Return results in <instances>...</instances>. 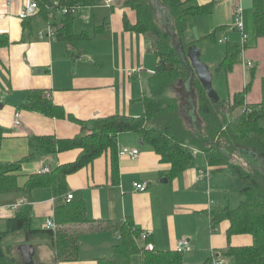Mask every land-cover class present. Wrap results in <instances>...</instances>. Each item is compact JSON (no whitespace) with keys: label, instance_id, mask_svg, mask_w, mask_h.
I'll use <instances>...</instances> for the list:
<instances>
[{"label":"crops","instance_id":"obj_1","mask_svg":"<svg viewBox=\"0 0 264 264\" xmlns=\"http://www.w3.org/2000/svg\"><path fill=\"white\" fill-rule=\"evenodd\" d=\"M193 1L199 5L212 2L214 6L209 14L197 16L194 26L189 30L192 31L191 38L186 34V40H196L218 28L216 35L218 40H226L221 44L227 42L240 44L239 63L227 73L215 72L212 78L224 74L226 82H229L227 89L229 102L233 100L235 93L249 85L243 105L233 112L238 109L240 111L245 108H257L262 100L264 37L255 36L254 45L252 43L250 46L249 36L246 37L242 31L245 35L242 47L241 32L227 29L234 22L235 6L241 5L243 28L246 27L250 35L249 11L252 10V2ZM23 6V0H12L11 3L0 0V33L6 34L9 39L8 45L0 46V126L5 129L6 134L0 146V163L18 161L27 155L30 150L28 141L32 136L53 135L71 138L79 132L80 126L73 120L49 117L20 108L24 92L29 89H43L53 103L61 106L78 120L111 114L139 115L142 112L141 98L150 95L148 83L153 74L139 72L128 77L126 72L141 66L150 71H154L155 68L148 63L150 58L147 55L153 51L148 48L144 36L123 28L124 16L134 23L133 11L123 7L117 0H104L100 5L79 6L75 13L76 17L85 20L89 15L93 16L95 21L92 28L88 29L87 26L78 30L76 19L74 20L73 31L85 32L89 38L79 40L73 45L66 44L61 39L59 31L61 13L51 12L48 18L35 13L22 20L18 18V14ZM98 6L103 7L105 11L93 9ZM157 8L163 9L158 5ZM218 8H221L220 11ZM84 9L87 10V15L83 14ZM246 10L249 15L247 14L245 18L243 13ZM58 13L61 17L55 20ZM200 43L196 46L200 49V57L202 55L209 57L207 54L212 49L209 46L215 43H209L210 45ZM223 52L224 45L223 51L218 54L220 61ZM157 60L156 57L155 61ZM248 61L252 62V68L247 66ZM216 91L218 95L219 91ZM218 97L222 99L219 95ZM16 110L20 113V125L17 127L13 125V114ZM260 125L264 127L263 124ZM121 147L137 149L139 153L135 158L121 157L117 154L116 182L111 178L109 154L101 155L89 166L67 177L69 189L67 193L81 194L87 217L103 223L131 219L136 228L148 233L156 250L174 249L177 241L186 240L189 252L183 254V264H202L214 256L220 257L221 249L227 244L228 222L222 221L211 227L209 213L226 204L230 207L227 194L229 192L224 190L225 187L221 188L219 178L224 174L235 180L230 167L228 166V170L225 167L222 172H213L203 152L199 151L201 157L194 154L193 161L183 172L174 179H167L165 175L170 168L169 164L161 162L152 147L142 142L136 133H119L117 148ZM244 151L245 158L253 156L252 149ZM77 153L78 150H69L36 156L24 162L18 179L19 184L22 185L27 175L37 173L41 167L46 166L52 170L59 164L74 160ZM238 155L241 156L239 152L233 154L237 157ZM243 162V167L250 166L246 159H243ZM260 167L264 169V166ZM200 172L203 173L200 175ZM142 181L148 183L146 190L135 189L133 183ZM21 199L27 202L26 197L19 192L1 196L0 231H3L1 229L4 228L5 221L14 217L16 211L25 204L12 208ZM57 200L49 188L34 190L33 200L29 202L31 216L51 217ZM220 203L224 204L219 206ZM223 222L226 223L222 224ZM220 224L221 231L218 229ZM44 227L45 225L39 229ZM74 227L82 230L79 235L78 259L75 261L57 262L53 245L52 249L48 245L51 251V259L48 261L40 248L46 244L45 241L51 240L45 238L31 240L24 230V233L17 230L4 236L10 237L9 242L13 244L9 245L7 251L2 250L6 255L15 258L16 264H22L18 246L23 243H30L34 247V264H96L99 258L112 253L119 240V233L113 228L89 230L87 223ZM230 243L247 245L251 243V239L245 235H235L230 239ZM203 252L207 256H202Z\"/></svg>","mask_w":264,"mask_h":264},{"label":"trees","instance_id":"obj_2","mask_svg":"<svg viewBox=\"0 0 264 264\" xmlns=\"http://www.w3.org/2000/svg\"><path fill=\"white\" fill-rule=\"evenodd\" d=\"M63 6H93L100 5L104 0H37L38 15L48 18L51 12H57L53 2ZM123 7L135 14L134 23L123 17V28L144 36L149 49L157 55L154 74L149 79L150 95L141 98L142 112L131 116L126 114H111L98 116L88 120H78L67 113L61 106L53 103L43 89H29L24 92L20 108L36 111L45 116L67 118L78 123L79 132L71 138H60L53 135L32 136L29 138L30 150L18 161L0 163V199L9 193L19 192L27 199L14 217L5 221V229L0 231V264H16V259L6 255L1 247V240L10 232L24 230L28 238L50 239L55 249L57 262H70L78 259L79 235L82 231L74 225L87 223L88 229L113 228L119 233L118 243L109 256L101 257L96 264H132L134 257L138 264H183L184 251L145 249L150 237L141 240L140 229L133 220L125 219L113 223H103L89 219L86 214L85 202L80 193L72 194L71 199H65L69 191L67 177L89 166L101 155L109 154L110 170L113 182L118 178L117 135L123 132L136 133L142 142L149 144L157 153L161 162L169 164L166 171L167 179H174L193 161L194 148L203 152L207 164L213 172H222L226 166L239 182L241 196L238 206L230 208L228 204L212 210L211 227L222 221L228 222L226 229L227 244L221 249L220 255L230 257L234 264H264V127L259 121L264 116V79L262 81V100L257 108L243 109L230 120L227 115L243 105L249 85L233 95L231 102L218 99L212 101L206 94L201 83L193 75L192 87L196 102L197 126L189 124L183 111L179 90L181 81L187 77V70L178 55L171 33L177 40H182L183 48L196 47L200 42L217 43V29L200 36L196 40L187 41L186 34L195 24V19L201 14H209L214 4H195L193 0H117ZM252 18L256 38L264 37V0H251ZM157 5L162 7L170 18L167 28L164 14L157 22L154 14ZM36 13V14H37ZM31 17V16H30ZM75 14L62 15L59 23L61 39L66 44H77L79 40L87 39L85 32L75 33L73 22ZM96 32V31H95ZM9 44L8 36L0 33V46ZM244 47V46H242ZM241 45L227 42L224 45L223 57L215 66L216 72L227 73L239 63ZM73 53V52H71ZM74 55V54H73ZM75 56H79L78 54ZM171 89L177 97H167ZM6 136L5 129L0 126V146ZM252 149L253 156L245 158L244 149ZM78 150L74 160L59 164L46 173H31L27 175L22 185L19 177L22 164L36 156L52 153ZM240 153L246 159L249 167L231 162L234 153ZM242 153H244L242 155ZM49 188L54 197L58 198L52 218L55 229L32 228L31 206L34 190ZM95 225V226H94ZM235 235L250 237L247 245H231L230 239ZM212 259L202 264H212Z\"/></svg>","mask_w":264,"mask_h":264},{"label":"rangeland","instance_id":"obj_3","mask_svg":"<svg viewBox=\"0 0 264 264\" xmlns=\"http://www.w3.org/2000/svg\"><path fill=\"white\" fill-rule=\"evenodd\" d=\"M247 2H248V0H246ZM251 1V0H250ZM93 9H96L97 11H103L102 9H104L103 7H101V6H98V7H95V8H93ZM220 9L221 8H218V11H220ZM104 11H105V9H104ZM82 12H84L83 14L84 15H87V10L86 9H84V10H82ZM249 13H250V19H249V23H250V35H248V33H247V29H246V27L245 28H243V32H244V34L246 35V37L247 36H249L248 37V44L251 46V44L253 43V45H254V42H253V39H254V37H255V32H254V25H253V20H252V18H251V14H252V10L251 11H249ZM249 13H248V10H246L243 14H244V16H245V18L247 17V14L249 15ZM160 15H161V13L157 10V12L154 14V16H155V19H156V21L157 22H160L161 23V21H160ZM97 16H99V15H97ZM61 17V15L58 13V14H56V17H55V20H59V18ZM197 18V17H196ZM76 25H77V28H78V30L80 29V28H85V27H87L88 26V29L89 28H92V25L94 24V17L92 16V17H90L89 15H88V18L87 19H82V18H80L79 16H77L76 18ZM162 19H163V21H164V17H162ZM190 30V29H189ZM228 31V30H227ZM225 33V32H224ZM224 33H222V36H224ZM191 34H192V31H188L187 32V37L188 38H191ZM224 38V37H223ZM208 44V45H210L209 43L210 42H201L200 44L201 45H204V44ZM223 45H225V44H221V43H215V44H211V46H209L210 48H212L211 49V52H209L208 54H207V56H209V57H206L205 55H202L201 56V60H202V62H204V63H206L208 66H209V69H210V73L211 74H215V65H217L218 64V62H220V57L218 56V54L219 53H221L222 51H223ZM149 58H150V60L148 61V63L150 64V66H152L153 68H155L156 67V62L157 61H155V59H156V57H157V55L154 53L153 54V52L152 53H149V55H147ZM145 65H146V63H145ZM105 67H103V69H104ZM212 85H213V88H215L216 90H218L219 91V93H218V95L222 98V99H226V100H228L227 99V95H228V88H229V82L227 83L226 82V77L224 76V74L223 73H221V75H219V76H214L213 78H212ZM215 90V91H216ZM217 92V91H216ZM223 94H225V96H223ZM166 96L167 97H171V98H175V97H177V95H175V93H174V91L171 89V90H169L168 92H167V94H166ZM240 111H242V110H240ZM239 111V109L238 110H236L235 112H233V113H230L229 115H227V118L230 120L232 117H235L236 115H238V113L240 112ZM131 115V114H130ZM131 116H136V115H131ZM260 123L261 124H263L264 125V116L260 119ZM194 149H196V148H194ZM196 151V152H195ZM194 154H198V156H202V154H201V152H199V150H194ZM198 152V153H197ZM195 156V155H194ZM238 157H241L240 155H238ZM238 157L237 156H233V162L235 163V164H239V165H243L244 164V162H243V159L244 158H242L241 157V159L239 158L238 159ZM245 160V159H244ZM227 167V170H228V166H226ZM226 172V171H225ZM219 178H220V185L222 186L221 188H224V190H226L227 192H229V193H227L228 194V197H229V203H230V208H236L237 206H238V202H239V200H240V195H239V193H238V187H239V182H238V180H237V178H235L234 177V179L235 180H231L232 179V177L231 176H224V174H222V175H220L219 176ZM216 198V197H215ZM222 203H220L219 204V206L221 205ZM224 204V203H223ZM222 204V205H223ZM45 218L46 217H38V216H32L31 217V227L32 228H39V227H42V226H44L45 225ZM226 222H223L222 224H225ZM190 224H192V223H190ZM95 226V225H94ZM6 227L4 226V228L3 229H1V230H4ZM218 229H219V231H221V224H220V227H218ZM95 230V229H94ZM21 233H24L23 232V230H21ZM214 233H217V232H214ZM9 240H10V237H3L2 238V241H1V247H2V249L4 250V251H7L8 250V248H9V245L10 244H13V243H10L9 242ZM45 245L44 246H42L41 248H40V250L43 252V254H44V256H45V258L49 261L50 259H51V257H50V250H49V247H48V245L51 247V249H52V244H51V242L50 241H45ZM189 252V250H188V247H187V249H185L184 250V254L186 255L187 253ZM203 255H206V253L205 252H203L202 253V256ZM207 256V255H206ZM215 257V256H214ZM221 258H223V259H225L226 260V262H227V264H234V260L232 259V258H230V257H224V256H220ZM216 258V257H215ZM34 264V263H33ZM132 264H138V258L137 257H134L133 258V260H132Z\"/></svg>","mask_w":264,"mask_h":264},{"label":"water","instance_id":"obj_4","mask_svg":"<svg viewBox=\"0 0 264 264\" xmlns=\"http://www.w3.org/2000/svg\"><path fill=\"white\" fill-rule=\"evenodd\" d=\"M157 10L164 14L165 25L167 28L170 23V18L164 9ZM171 33L172 40L175 42V47L177 48L178 55L181 57L187 70V77L181 81L182 86L179 89L183 96L181 97L183 102V111L185 113V118L189 124L197 126V113H196V102L194 97V89L192 87L193 75L197 77L202 87L204 88L207 96L212 101H217L219 99L216 91L212 86V74L210 73L209 66L202 62L200 57V49L198 47H188L186 50L183 48L182 40H177L174 33ZM178 91L177 89H174ZM19 253L21 255L22 264H33V255L35 253L34 247L30 243H23L18 246Z\"/></svg>","mask_w":264,"mask_h":264},{"label":"built area","instance_id":"obj_5","mask_svg":"<svg viewBox=\"0 0 264 264\" xmlns=\"http://www.w3.org/2000/svg\"><path fill=\"white\" fill-rule=\"evenodd\" d=\"M12 0H6L7 3H11ZM24 1V6L22 8V10L19 12L18 14V18L19 19H27L28 17L30 16H33L35 13H37L39 7H38V4H37V0H23ZM53 6L56 7L57 9V12L61 13V15H64V14H67V13H71V14H75L77 9L79 8L78 5H72V6H67V5H63V6H60L58 5V2L57 1H54L53 2ZM227 29H236L238 31L241 32L242 34V46H243V43L245 41V35L242 33L243 31V21H242V6L241 5H236L235 6V17H234V22L231 26H228ZM50 35H52V32H50ZM220 43H224L226 42L225 39H219L218 40ZM247 66L249 68H252L253 67V64L252 62L248 61L247 62ZM139 72H145V73H150V74H154V71H150L144 67H135V68H132V69H129L127 72H126V75L128 77H131L133 74L135 73H139ZM13 125L15 127L19 126L20 125V113L18 110H16L13 114ZM138 150L137 149H131V148H128V147H121L118 149V156H121V157H129V158H135L138 156ZM195 153V152H194ZM50 169L46 166L44 167H41L38 171V173H46V172H49ZM203 172H200V175L202 174ZM133 186L135 189L139 190V191H144L146 190L147 186H148V183L146 181H142V182H134L133 183ZM66 199H71L72 198V193H67L66 196H65ZM23 203H27L25 202L23 199H21L19 201L18 204H15L12 206V208H16L18 207L20 204H23ZM45 227L46 228H50V229H55L56 225H55V222L51 217H48L46 218V221H45ZM148 233L143 231L141 232L140 234V238L141 240H146L148 238ZM188 247V242L186 240H179L177 241L176 245H175V248L177 251H184L185 249H187ZM145 249L147 250H152L154 249V245L151 243V242H147L146 245H145ZM212 264H227L226 260L221 258V257H213L212 259Z\"/></svg>","mask_w":264,"mask_h":264}]
</instances>
